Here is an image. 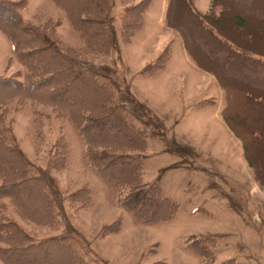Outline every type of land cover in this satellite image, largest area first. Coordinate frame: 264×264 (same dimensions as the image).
Instances as JSON below:
<instances>
[{"label":"trees","instance_id":"16d2710c","mask_svg":"<svg viewBox=\"0 0 264 264\" xmlns=\"http://www.w3.org/2000/svg\"><path fill=\"white\" fill-rule=\"evenodd\" d=\"M51 1L64 11L81 46L63 45L55 36L58 21L50 18L37 22L24 20L19 10L24 3L0 0V31L11 44L16 60L26 69L22 78L19 73L0 77V200L8 199L23 220L41 227L63 226L69 231L67 235L74 232L49 171L64 165L68 154L63 136H58L53 145V158L46 167L33 164L19 147L7 142L8 112L20 109L26 99H31L49 106L57 117L71 123L85 144V162L106 181L119 207L144 224L169 221L177 211V203L165 194L158 182L143 179V162L147 156L144 132L156 128L162 135L164 124L148 105L111 77L115 61L112 60L114 67H110L95 64L90 59V56L115 53L116 62L121 60L112 15L114 2ZM126 1L120 0L121 3ZM176 1L167 0L165 23L180 34L191 61L213 74L223 88L222 119L241 142L243 158L252 170L253 179L263 186L264 171L255 163L258 158L255 146L264 136L260 128L248 123L252 116L248 110L252 109L258 118L264 113V81L256 78L246 81L239 75L246 71L264 76V51L234 38L228 29L233 26L247 30L250 28L247 18L264 19V0H210L209 9L203 13L193 6V0H180L185 13L201 33L197 32V38L184 24L173 21ZM149 3L150 0H139L124 6L118 32L125 42H129L142 26V12ZM243 36L246 40L252 38L251 34ZM214 52L220 55H217L219 61L211 56ZM167 59L168 46L143 72L153 74L163 69ZM240 64L245 66L237 72L235 67ZM101 78L108 79L111 84L103 83ZM90 193L84 184L70 193L68 199L78 209L88 204ZM1 205L3 208L4 203ZM120 222L115 219L105 225L101 234L116 232ZM205 241L201 252L192 240L187 246L205 257L209 249ZM0 243L3 244L0 245V259L7 264H86L65 235L37 241L3 212H0ZM56 252L61 253L62 258L52 260L50 254ZM232 262L229 259L220 264Z\"/></svg>","mask_w":264,"mask_h":264},{"label":"rangeland","instance_id":"374dc122","mask_svg":"<svg viewBox=\"0 0 264 264\" xmlns=\"http://www.w3.org/2000/svg\"><path fill=\"white\" fill-rule=\"evenodd\" d=\"M10 1L24 3L19 8L24 20L37 22L50 18L58 21L55 36L64 46H81L64 11L51 0ZM112 1L121 60L116 62L115 53L90 56V59L95 64L110 67H114L112 60L115 61V72L111 77L130 90L127 78L135 89L130 91L139 100L143 99L141 101H145L162 120V135L156 128L144 132L147 156L143 162V179L158 182L165 194L177 203L175 215L169 221L157 224L135 221L116 203L106 181L85 162V144L71 123L57 117L49 106L31 99H26L20 109L8 112L7 142L19 147L33 164L46 167L53 158V145L58 136H63L68 155L60 169L49 171L74 232L67 235L69 231L63 226L41 227L23 220L5 198L0 200V212L37 241L65 235L86 264H220L229 259L233 260L232 264H264V185H258L253 179L240 144L228 129L200 114L205 109H198L200 104L197 103L211 95L209 78L185 62L176 33L158 22L163 0H150L148 14L145 13L146 7L142 12V26L129 42L119 36L120 16L126 4L139 0ZM172 13L173 21L184 24L197 38V32H200L185 13L180 0L174 2ZM247 23H250L247 30L230 26L229 34L246 41L253 49L264 51V19L259 16L251 20L247 18ZM244 34H251L252 38L246 40ZM166 46L168 59L164 68L153 74L144 73L143 69ZM217 55L220 56L215 52L211 54L219 61ZM141 64L143 67L138 72ZM221 65H224L223 61ZM243 66L245 64H240L235 70L240 72ZM25 72V67L13 55L11 44L0 31V77L19 73L22 78ZM239 76L246 81L254 78L264 81V76L257 75V72L244 71ZM101 81L111 84L106 78ZM251 110H248L252 115L248 123L260 128L264 136V113L258 118ZM255 147L258 155L255 163L264 171V139ZM249 174L259 187L251 183L250 188ZM84 184L90 189V201L77 209L68 195ZM115 219L121 221L119 229L103 236V227ZM196 238L201 241H194ZM190 240L200 252L205 241L209 248L205 257L187 246ZM50 257L59 260L62 254L51 253ZM0 264L7 263L0 259Z\"/></svg>","mask_w":264,"mask_h":264},{"label":"crops","instance_id":"0c3cea01","mask_svg":"<svg viewBox=\"0 0 264 264\" xmlns=\"http://www.w3.org/2000/svg\"><path fill=\"white\" fill-rule=\"evenodd\" d=\"M162 2H163V4L161 5V10L159 11L158 22L164 23L166 25V23H165V11H166V6H167V0H163ZM192 3H193V6L198 11H200L202 13L206 12L209 9L210 5H211L210 0H193ZM149 6H148L147 10L145 11L146 14H148ZM112 10H113V8H112ZM146 17H147V15H145V22H146V19H147ZM114 21H115V18H114ZM166 27L168 29L174 31V33H176L175 35L180 40V43L182 45V55L184 56L185 62L189 63L190 65H192L191 67H193L196 71H200V72L204 73L205 77L209 78V80L207 79V82L211 86V87L209 86L211 88V91H210L211 95H209L207 98H204V99L200 100V102L197 103V105L198 104L202 105V106L198 105L199 106L198 109H205L202 112H200V114H202V115L205 114L206 120L214 119V120L218 121L219 124L223 125L226 129H228L227 125L225 124V122L223 121L222 116H221V111H222V108L224 107V104H225L223 88L220 86L219 82L217 81V79L215 78V76L213 74H211L210 72H207V71L199 68L197 65H195L191 61V59L189 58V56L187 55V53L185 51V48H184V45H183L182 38H181L180 34L175 29L170 28L167 25H166ZM120 44H123L122 41H120ZM124 65H125V68H126V66H127L126 62H124ZM142 67L143 66L141 64L140 67L137 68V71L140 72ZM126 81H127V84L129 86L130 90L132 92H134L135 89L131 86L130 81H128L127 78H126ZM141 100L143 101V99H141ZM206 111H207V113H206ZM228 131L231 133V131L229 129H228ZM235 139H236L235 140L236 143L238 145L240 144V147H241V143H240L239 139L236 138V137H235ZM241 152H242V150H241ZM245 179H247V177H245ZM247 180L250 183V188H251V185H252L251 183H253L256 187H259L253 181V179L251 178V175L249 176V179H247Z\"/></svg>","mask_w":264,"mask_h":264}]
</instances>
